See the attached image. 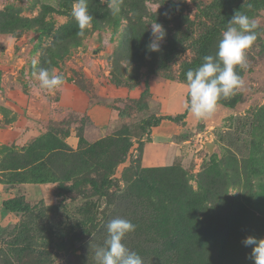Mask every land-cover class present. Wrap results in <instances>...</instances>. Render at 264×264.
Here are the masks:
<instances>
[{
	"label": "rangeland",
	"instance_id": "rangeland-1",
	"mask_svg": "<svg viewBox=\"0 0 264 264\" xmlns=\"http://www.w3.org/2000/svg\"><path fill=\"white\" fill-rule=\"evenodd\" d=\"M159 2L156 16L145 0H123L114 17L88 0L93 26L81 38L74 0H0V264H96L114 218L136 225L124 242L144 264H253L243 240L264 238V0ZM236 11L258 25L247 66L237 68L244 87L197 119L185 107L186 73L199 67L213 28L216 55ZM155 20L167 36L149 52ZM41 68L62 74L63 87H33ZM100 86L117 97L103 102ZM67 88L116 112L100 141L84 139L87 115L29 114L31 101L51 107Z\"/></svg>",
	"mask_w": 264,
	"mask_h": 264
},
{
	"label": "clouds",
	"instance_id": "clouds-1",
	"mask_svg": "<svg viewBox=\"0 0 264 264\" xmlns=\"http://www.w3.org/2000/svg\"><path fill=\"white\" fill-rule=\"evenodd\" d=\"M107 5L112 16L121 12L123 0H101ZM162 3L159 0H145L148 13L158 15ZM71 16L79 31L77 36L86 37L87 30L93 26L94 17L89 12L88 0H74ZM145 21L148 16L144 17ZM151 26V39L146 48L149 52H159L161 42L167 36L164 26L155 20ZM257 23L248 15L236 11L222 32L215 56L206 55L203 63L195 70L186 73L189 101L185 105L189 113L200 120H207L216 113L221 99H228L244 87L245 81L237 68L247 66V51L257 40ZM36 61L33 60V65ZM38 84L32 85L39 90H59L65 84L64 76L56 70L41 68L34 73ZM107 238L103 246L95 249L96 264H144L143 258L130 250L125 244L128 234L136 230V225L128 219L114 218L107 223ZM245 247H251L253 264H264V238L249 235L243 240Z\"/></svg>",
	"mask_w": 264,
	"mask_h": 264
},
{
	"label": "crops",
	"instance_id": "crops-1",
	"mask_svg": "<svg viewBox=\"0 0 264 264\" xmlns=\"http://www.w3.org/2000/svg\"><path fill=\"white\" fill-rule=\"evenodd\" d=\"M117 91L106 90L105 88H99L97 90V96L103 102H109V100L117 97ZM144 90H131L127 92V96L133 98H139L143 94ZM61 93V102L56 103L49 107V103L46 104L45 100L31 101L29 107V114L32 115L35 119L43 121L49 119H62L68 116L71 113H77L87 115L88 123L83 129L84 139L90 143H96L103 138L104 130L110 125L112 121H115L118 116L116 112L113 111L111 107L105 105L104 103L93 104L91 102V97L87 95L82 90H72L67 88V90H60ZM47 101V100H46ZM60 111L59 113L56 111ZM164 117V116H162ZM170 120L162 121L161 125L155 127L156 129H162L165 124L170 123ZM73 134L76 135V129H72ZM74 136L70 137L72 139ZM69 139V140H70ZM78 141V142H76ZM79 143V138L74 137V142H71L72 146H77ZM69 144V143H68Z\"/></svg>",
	"mask_w": 264,
	"mask_h": 264
},
{
	"label": "trees",
	"instance_id": "trees-1",
	"mask_svg": "<svg viewBox=\"0 0 264 264\" xmlns=\"http://www.w3.org/2000/svg\"><path fill=\"white\" fill-rule=\"evenodd\" d=\"M219 34H220V30L215 29V28H213L212 31L210 29V31L206 33L204 39L202 40V45H201L202 49L200 50L201 57L199 58L197 62L194 63L196 66L197 65L200 66L203 63V57L209 54L210 47H212V44L217 40ZM236 103H237L236 101H230L227 103V105L234 106ZM184 117H185V114L179 115L176 118H173L171 116L158 117V118H155L154 120H149L145 124V126L150 127V128H155V127L160 126L162 121L164 120L176 121L178 118L183 119ZM91 185L93 186V188H97V185L94 182ZM7 206L9 207V210H12V211L14 210L20 211V210L25 209V207L23 206H18L17 208H15L12 205H8V204Z\"/></svg>",
	"mask_w": 264,
	"mask_h": 264
},
{
	"label": "water",
	"instance_id": "water-1",
	"mask_svg": "<svg viewBox=\"0 0 264 264\" xmlns=\"http://www.w3.org/2000/svg\"><path fill=\"white\" fill-rule=\"evenodd\" d=\"M208 146H210V145H208Z\"/></svg>",
	"mask_w": 264,
	"mask_h": 264
}]
</instances>
